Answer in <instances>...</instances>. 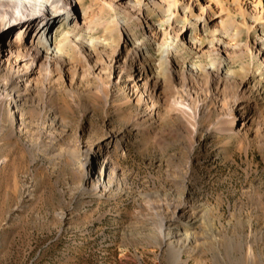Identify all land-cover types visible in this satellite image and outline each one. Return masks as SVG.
<instances>
[{
	"label": "rangeland",
	"instance_id": "374dc122",
	"mask_svg": "<svg viewBox=\"0 0 264 264\" xmlns=\"http://www.w3.org/2000/svg\"><path fill=\"white\" fill-rule=\"evenodd\" d=\"M62 1L74 58L0 77V264H264V0Z\"/></svg>",
	"mask_w": 264,
	"mask_h": 264
},
{
	"label": "bare ground",
	"instance_id": "6f19581e",
	"mask_svg": "<svg viewBox=\"0 0 264 264\" xmlns=\"http://www.w3.org/2000/svg\"><path fill=\"white\" fill-rule=\"evenodd\" d=\"M74 1L79 6V10H80L81 5H83L85 0H74ZM17 3L18 4H14L13 2L8 0L3 1L2 7L0 8V35H3L8 31L11 32L9 33V35L12 34L10 38L8 37L9 41H8L7 51L9 52V54L7 56L9 57V59L7 60L5 56H2L0 58V77L1 75H3V72L7 69L6 64L9 62L10 58L14 55L19 60H23L24 58L28 57L34 59V62H36L37 59L40 60L45 54L46 56H48L49 54L52 55L53 53L57 52L63 54L67 58L69 57V59L72 60L74 58L75 50L74 47L69 44L68 41L70 39H68V37L56 41L53 44V48H52V40L50 44V39L48 37L51 28L60 19H62L63 21H67L69 19V25H70L72 19H74V14H76V13H72V8L68 9L66 4L62 0H17ZM33 3L35 5L36 3L40 4L39 10L35 7V5L34 6L32 5ZM175 3L176 0L170 2L169 5L166 6L162 4V2L155 0L154 8H157V10L160 11L161 13H166L171 11L172 5ZM69 4L72 6V2L71 3L69 2ZM18 5L20 8L18 7ZM134 5H146L149 8L151 7L150 4H147L146 0H136L134 2ZM18 8L20 9V11H18L19 10ZM151 9L152 8H150L149 10ZM188 9L192 13L191 17L195 19H202L203 16L195 11V7L193 3L188 7ZM9 14H12L11 18L13 20L20 22L15 32L13 30H10L12 28L8 26L10 21V18H8ZM258 17H261V14H258ZM34 22L37 23V27L39 29L36 32L34 39L33 40L31 39L29 41L30 36L32 37V33L26 34V31L29 30L32 26H34ZM24 28H26L25 31H23ZM260 39H263V36L260 37ZM140 48L142 51L143 48L142 47ZM143 61L149 63L150 60L146 58ZM155 69L156 67L151 66V71H155ZM17 72L18 70L16 71V73H11V77L9 80L12 84V88L9 91V95H15L18 92V90L16 89V85H18L17 83L19 84L21 83L23 85L26 84V79L24 77L28 72L26 73L18 72V74ZM22 94H18L17 96L15 95L13 99L16 100V98L18 96L21 97ZM18 113L19 110H17L16 114ZM14 114L15 112L11 113V116H13ZM246 119L247 116H244L243 123H245V126L247 125V121L245 122ZM109 162H110L109 156H106L105 158H103V161L100 162V165L101 166L108 165ZM108 171L110 172V170ZM182 229H183V234L185 236H188L189 235L188 227L185 225Z\"/></svg>",
	"mask_w": 264,
	"mask_h": 264
}]
</instances>
